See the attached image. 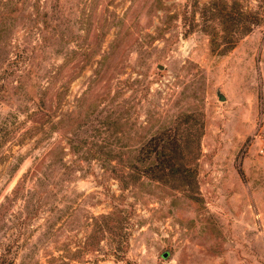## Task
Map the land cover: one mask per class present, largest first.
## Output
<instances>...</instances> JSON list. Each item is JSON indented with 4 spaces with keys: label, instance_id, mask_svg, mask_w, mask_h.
Wrapping results in <instances>:
<instances>
[{
    "label": "rangeland",
    "instance_id": "rangeland-1",
    "mask_svg": "<svg viewBox=\"0 0 264 264\" xmlns=\"http://www.w3.org/2000/svg\"><path fill=\"white\" fill-rule=\"evenodd\" d=\"M226 1L234 27L209 0H0L12 264H264V0ZM163 127L199 139L188 191L133 177Z\"/></svg>",
    "mask_w": 264,
    "mask_h": 264
},
{
    "label": "trees",
    "instance_id": "trees-1",
    "mask_svg": "<svg viewBox=\"0 0 264 264\" xmlns=\"http://www.w3.org/2000/svg\"><path fill=\"white\" fill-rule=\"evenodd\" d=\"M221 2L227 4L226 0H209L205 8L217 9L214 19H217L219 24H229L232 27L233 23L237 24L239 20L237 18H234V20H230L229 18L224 19V14L222 13L224 6L220 4ZM228 7L229 9H233V4L231 3ZM229 13H231V10H229ZM250 30L251 28L246 27L240 34L247 33ZM235 41L236 38L231 40L230 46ZM1 86L0 84V90ZM187 117L185 120V123H187L185 128L190 130L194 123L191 122V116L187 115ZM201 128L202 124L198 126V129H200L198 135L201 134ZM168 131V129L163 127L141 143L137 149L135 158L131 161L132 166H130V169L133 172L134 178L137 177L136 172L138 176L144 175L160 182L174 181L177 186L188 191V185L193 175L190 162L195 159V156L190 153L193 152V149L199 148V139H195L196 142L193 143L188 137L191 134L190 132H186V135L182 137L178 132L170 133ZM188 154L191 156H188ZM188 195L194 196L192 193ZM12 263V257L6 254L5 250H2L0 252V264Z\"/></svg>",
    "mask_w": 264,
    "mask_h": 264
},
{
    "label": "water",
    "instance_id": "water-1",
    "mask_svg": "<svg viewBox=\"0 0 264 264\" xmlns=\"http://www.w3.org/2000/svg\"><path fill=\"white\" fill-rule=\"evenodd\" d=\"M159 66L162 67V64H159ZM216 93H217L219 99H225L226 96L220 89H217ZM166 254H167V252L164 251L163 255L165 256Z\"/></svg>",
    "mask_w": 264,
    "mask_h": 264
},
{
    "label": "built area",
    "instance_id": "built-area-1",
    "mask_svg": "<svg viewBox=\"0 0 264 264\" xmlns=\"http://www.w3.org/2000/svg\"><path fill=\"white\" fill-rule=\"evenodd\" d=\"M259 150H260V152H263L264 151V145H261Z\"/></svg>",
    "mask_w": 264,
    "mask_h": 264
}]
</instances>
